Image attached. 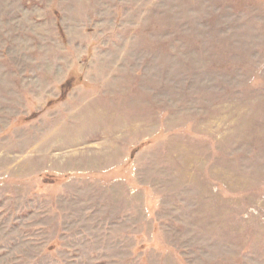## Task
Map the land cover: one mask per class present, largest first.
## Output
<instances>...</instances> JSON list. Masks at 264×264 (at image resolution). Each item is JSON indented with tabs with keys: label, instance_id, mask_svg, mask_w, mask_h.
<instances>
[{
	"label": "rangeland",
	"instance_id": "1",
	"mask_svg": "<svg viewBox=\"0 0 264 264\" xmlns=\"http://www.w3.org/2000/svg\"><path fill=\"white\" fill-rule=\"evenodd\" d=\"M0 264H264V0H0Z\"/></svg>",
	"mask_w": 264,
	"mask_h": 264
}]
</instances>
